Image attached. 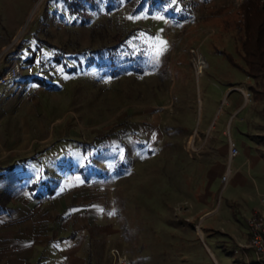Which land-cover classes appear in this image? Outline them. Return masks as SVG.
Wrapping results in <instances>:
<instances>
[{
  "label": "rangeland",
  "instance_id": "obj_1",
  "mask_svg": "<svg viewBox=\"0 0 264 264\" xmlns=\"http://www.w3.org/2000/svg\"><path fill=\"white\" fill-rule=\"evenodd\" d=\"M77 1L101 25L97 33L117 27L125 40L104 48L115 41L91 38L63 0H0V76L18 67L0 83V209L11 205L12 220L29 214L44 236L55 220L41 219L47 212L27 204L24 187L35 183L44 197L64 171H89L106 191L116 231L102 243L104 264L112 249L132 264H191L184 255L201 244L190 232L195 220L182 234L179 224L196 218L192 198L221 140L237 153L224 161L227 182L222 173L208 183L216 207L235 193L239 202L242 188L264 179V106L243 101L253 82L229 36L240 0H155L132 13L110 0ZM194 47L207 63L199 74ZM227 106L234 113L223 125ZM242 160L236 172L247 182H230Z\"/></svg>",
  "mask_w": 264,
  "mask_h": 264
},
{
  "label": "crops",
  "instance_id": "obj_2",
  "mask_svg": "<svg viewBox=\"0 0 264 264\" xmlns=\"http://www.w3.org/2000/svg\"><path fill=\"white\" fill-rule=\"evenodd\" d=\"M228 92L227 88L222 91V101ZM233 113L227 106L223 125ZM221 142L222 149L218 153L223 158L221 155L215 157L207 184L192 198V217L196 218L191 221L186 218L179 224L182 234L187 223L195 220L190 232L198 237L199 244L201 242L200 253H187L184 256L195 259L191 264H259L250 249H237L236 245L245 243L248 238L247 218L255 213L264 215V202L260 201L264 198V179L258 185L254 180L251 187L242 188L238 192L239 202L235 200L237 193H233L234 196L227 198L223 207H216L214 193L207 186L209 182L211 185L215 179H219V175L226 170L224 161L227 159V146L224 140ZM244 162L242 160L229 172L230 182L234 179L241 183L247 182L245 176L236 172L243 167ZM86 172L89 171H64L58 183L54 179L58 185L46 188L44 197V192L41 193L34 186L35 183L24 187L22 194L24 198L28 196L25 199L27 204L33 206L39 202L40 212H47L46 219H41L48 222L55 220L56 224L51 229L44 228V236H41L39 226L32 227L29 214L21 220H12L14 218L9 217L10 212H7L11 205L4 204V208L0 209V264H104L107 261V246L102 243L113 240L116 231L110 221V214L105 213L106 191L103 185L93 180L95 176L90 172ZM38 191L40 195L36 194ZM31 199L34 201H29ZM234 203L235 211L232 210ZM20 207L23 209L24 204ZM178 236L182 239L184 235Z\"/></svg>",
  "mask_w": 264,
  "mask_h": 264
},
{
  "label": "trees",
  "instance_id": "obj_3",
  "mask_svg": "<svg viewBox=\"0 0 264 264\" xmlns=\"http://www.w3.org/2000/svg\"><path fill=\"white\" fill-rule=\"evenodd\" d=\"M110 1H114V7L124 6L129 13H132V10L140 9L141 3H151L155 0ZM63 2L69 13L75 14L77 18H80V25L89 26L91 38L97 35L101 38V41L109 37L115 41L112 46L102 45L104 48L113 49L125 40L124 32H119L117 27L110 34L104 31L103 33H97L96 29L100 28L101 25L98 21L92 22L89 19L86 9L77 0H63ZM109 8L110 5H108L107 9ZM235 17L229 36L232 39L234 52L241 61V66H238V68L247 79L253 82L252 85H248L247 87L251 99L262 102L264 106V2L260 0H240ZM47 46L51 45L47 43ZM167 60L168 57L166 56L165 61ZM255 142L258 143L259 141L255 138Z\"/></svg>",
  "mask_w": 264,
  "mask_h": 264
},
{
  "label": "built area",
  "instance_id": "obj_4",
  "mask_svg": "<svg viewBox=\"0 0 264 264\" xmlns=\"http://www.w3.org/2000/svg\"><path fill=\"white\" fill-rule=\"evenodd\" d=\"M170 32H173L172 28H169ZM191 56V64L195 71V74H199L202 69L207 67V63L199 51L198 47L191 48L189 50ZM18 74V67L16 64H12L3 74L0 76V83L7 80L14 79ZM243 101L249 102L251 95L248 91H242ZM237 151L234 148L232 142L227 143V159L231 160L236 155ZM220 182L225 184L227 182V172L223 173L220 177ZM264 202V198L260 199ZM248 238L245 243H238L237 249L246 248L253 252L254 259L259 264H264V215L252 214L246 221ZM112 264H132L127 257L118 252L115 249L110 251Z\"/></svg>",
  "mask_w": 264,
  "mask_h": 264
}]
</instances>
